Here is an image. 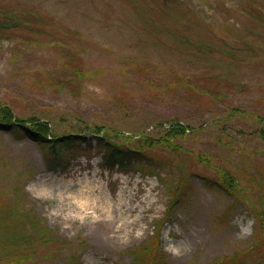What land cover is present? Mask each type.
I'll return each instance as SVG.
<instances>
[{
	"label": "rangeland",
	"instance_id": "1",
	"mask_svg": "<svg viewBox=\"0 0 264 264\" xmlns=\"http://www.w3.org/2000/svg\"><path fill=\"white\" fill-rule=\"evenodd\" d=\"M0 104L79 137L0 131V264H264V0H0ZM170 122L103 167L98 128Z\"/></svg>",
	"mask_w": 264,
	"mask_h": 264
},
{
	"label": "trees",
	"instance_id": "2",
	"mask_svg": "<svg viewBox=\"0 0 264 264\" xmlns=\"http://www.w3.org/2000/svg\"><path fill=\"white\" fill-rule=\"evenodd\" d=\"M0 117V129L7 130L9 129V126L13 125L12 121L14 119V115L7 106L0 105ZM25 121L28 122L30 126V139L40 145L49 143L54 155L56 154L55 147L68 144L73 139V137L69 138V136L51 137V139H47V134L49 133L50 129V126H48L47 122L40 121V119L34 117H26ZM185 129L186 128L183 126L173 124L164 130V134L160 138L153 139L142 137V144L138 147V143L140 141H137L135 142V146L132 148H123L122 145H118L108 141L109 133L104 132L100 137V141L98 143L99 146L103 149V162L106 166H117L120 170L127 168V166L131 165L132 162L138 160V154H140L141 151L154 147H170V139L183 136L185 134ZM102 130L103 129H100L98 134H101ZM117 137L119 139L120 137L124 138V136L122 135H119ZM125 139L131 140L132 138L125 137ZM200 158L201 157H197L198 160H200ZM217 187L219 190L226 194H232L238 189L236 179L226 172H222L220 174Z\"/></svg>",
	"mask_w": 264,
	"mask_h": 264
}]
</instances>
